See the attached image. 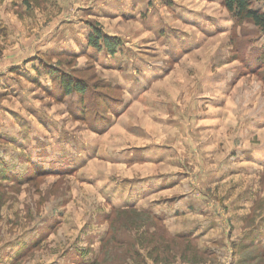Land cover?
<instances>
[{"label": "rangeland", "instance_id": "374dc122", "mask_svg": "<svg viewBox=\"0 0 264 264\" xmlns=\"http://www.w3.org/2000/svg\"><path fill=\"white\" fill-rule=\"evenodd\" d=\"M223 1L0 0V264H264V30Z\"/></svg>", "mask_w": 264, "mask_h": 264}, {"label": "trees", "instance_id": "16d2710c", "mask_svg": "<svg viewBox=\"0 0 264 264\" xmlns=\"http://www.w3.org/2000/svg\"><path fill=\"white\" fill-rule=\"evenodd\" d=\"M223 5L240 22L250 21L257 28L264 30V12L254 7L253 0H224ZM90 26L92 32L88 38L89 46L97 50H106L114 56L121 47L120 40L106 35L99 24L94 23ZM49 73L54 75L53 72ZM58 79L66 96L73 94L82 96L87 93L88 87L84 82L64 76ZM94 264H98L97 261Z\"/></svg>", "mask_w": 264, "mask_h": 264}]
</instances>
